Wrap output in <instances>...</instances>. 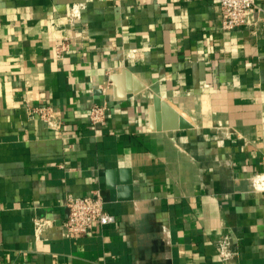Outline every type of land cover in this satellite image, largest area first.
Listing matches in <instances>:
<instances>
[{
  "label": "crops",
  "instance_id": "0c3cea01",
  "mask_svg": "<svg viewBox=\"0 0 264 264\" xmlns=\"http://www.w3.org/2000/svg\"><path fill=\"white\" fill-rule=\"evenodd\" d=\"M249 20L223 30L218 0H0V264H264V0ZM154 96L193 127L158 130ZM96 190L116 222L65 236L67 197Z\"/></svg>",
  "mask_w": 264,
  "mask_h": 264
},
{
  "label": "built area",
  "instance_id": "2783aa9c",
  "mask_svg": "<svg viewBox=\"0 0 264 264\" xmlns=\"http://www.w3.org/2000/svg\"><path fill=\"white\" fill-rule=\"evenodd\" d=\"M222 14L221 28L223 30H233L237 27L249 23V13L257 7V0H218ZM83 3L73 4L69 10L68 20L76 22L81 18ZM70 38H63L55 44V53L58 58H62L73 44ZM30 114L45 121L52 128H60L59 111L50 104L30 107ZM108 104H94L89 112L90 123L94 127L102 126L107 121ZM254 189L264 192V174L256 175L252 178ZM68 213L63 221L62 229L65 236L84 235L94 229L97 225H107L116 222L117 218L110 213L105 206V200L100 190L94 191L86 196L69 195L66 199ZM51 221L46 217L34 218L36 235L44 228L50 226ZM232 242L229 238L224 239L220 246V257L229 260L237 255L238 251L231 249Z\"/></svg>",
  "mask_w": 264,
  "mask_h": 264
},
{
  "label": "water",
  "instance_id": "95a60500",
  "mask_svg": "<svg viewBox=\"0 0 264 264\" xmlns=\"http://www.w3.org/2000/svg\"><path fill=\"white\" fill-rule=\"evenodd\" d=\"M154 118L158 130H177L192 128L193 124L182 114H180L172 105L160 98L154 96ZM126 182H130L127 179Z\"/></svg>",
  "mask_w": 264,
  "mask_h": 264
}]
</instances>
